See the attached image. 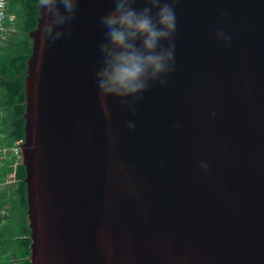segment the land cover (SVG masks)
<instances>
[{
    "label": "water",
    "instance_id": "95a60500",
    "mask_svg": "<svg viewBox=\"0 0 264 264\" xmlns=\"http://www.w3.org/2000/svg\"><path fill=\"white\" fill-rule=\"evenodd\" d=\"M169 2L172 70L131 96L94 87L111 0H79L55 40L41 8L21 158L31 264H264V0Z\"/></svg>",
    "mask_w": 264,
    "mask_h": 264
},
{
    "label": "clouds",
    "instance_id": "9594fccd",
    "mask_svg": "<svg viewBox=\"0 0 264 264\" xmlns=\"http://www.w3.org/2000/svg\"><path fill=\"white\" fill-rule=\"evenodd\" d=\"M111 3V15L97 26L104 50L96 56L102 68L94 87L104 95L131 96L172 70L173 48L161 45L175 32L176 13L169 0H146L143 8L135 7L136 0ZM39 6L47 16L45 38L55 40L74 19L79 0H39ZM217 38L230 40L223 30Z\"/></svg>",
    "mask_w": 264,
    "mask_h": 264
},
{
    "label": "trees",
    "instance_id": "16d2710c",
    "mask_svg": "<svg viewBox=\"0 0 264 264\" xmlns=\"http://www.w3.org/2000/svg\"><path fill=\"white\" fill-rule=\"evenodd\" d=\"M9 13L16 20L0 52V146L11 148L25 140V81L34 54L29 34L39 25V0H13ZM16 180V189L2 209L6 217H0V264H31L33 241L28 224L26 169L22 164L17 168Z\"/></svg>",
    "mask_w": 264,
    "mask_h": 264
},
{
    "label": "built area",
    "instance_id": "2783aa9c",
    "mask_svg": "<svg viewBox=\"0 0 264 264\" xmlns=\"http://www.w3.org/2000/svg\"><path fill=\"white\" fill-rule=\"evenodd\" d=\"M11 1L13 0H0V52L6 46L14 31L13 26L16 19L15 16L9 13ZM22 145L23 141L17 142L11 148L0 146V161L12 155L21 160Z\"/></svg>",
    "mask_w": 264,
    "mask_h": 264
},
{
    "label": "crops",
    "instance_id": "0c3cea01",
    "mask_svg": "<svg viewBox=\"0 0 264 264\" xmlns=\"http://www.w3.org/2000/svg\"><path fill=\"white\" fill-rule=\"evenodd\" d=\"M21 160L12 155L0 161V217H6L2 210L8 198L16 189L17 168Z\"/></svg>",
    "mask_w": 264,
    "mask_h": 264
}]
</instances>
